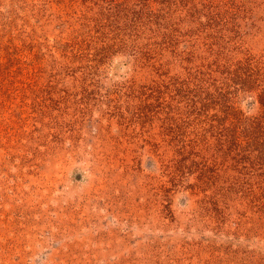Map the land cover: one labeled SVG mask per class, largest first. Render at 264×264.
<instances>
[{
	"label": "rangeland",
	"instance_id": "1",
	"mask_svg": "<svg viewBox=\"0 0 264 264\" xmlns=\"http://www.w3.org/2000/svg\"><path fill=\"white\" fill-rule=\"evenodd\" d=\"M0 264H264V0H0Z\"/></svg>",
	"mask_w": 264,
	"mask_h": 264
}]
</instances>
